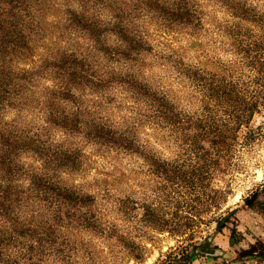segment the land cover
Returning <instances> with one entry per match:
<instances>
[{"label": "rangeland", "instance_id": "374dc122", "mask_svg": "<svg viewBox=\"0 0 264 264\" xmlns=\"http://www.w3.org/2000/svg\"><path fill=\"white\" fill-rule=\"evenodd\" d=\"M10 1L23 10L19 21L28 28L29 48L8 59L16 71L46 59L51 64L60 52L74 51L92 72L121 71L126 81L134 76L170 94L179 110L199 116L204 113L205 98L183 75L186 65H194L208 78L232 79V85L256 106L248 123L232 124V138L226 140L232 145L231 168L214 173L211 179L212 187L226 191L225 200L210 209L204 198L178 208L172 198L183 202L185 187L180 183L174 193L167 176L157 170L160 166L180 174L190 170L193 163L180 133L157 128L141 116L146 106L134 89L113 78L117 75L104 83L101 92L75 89L88 106H95L98 116L133 136L135 145L131 150L117 149L96 139L86 126L75 132L41 126L72 150L76 167L62 171L61 181L96 197L93 209L101 224V232L74 225L61 228L59 250L43 264H147L149 260L152 264H264V121L256 123L264 110V0H190L201 18V23L193 24L166 19L148 10L143 0H138L139 8L125 6L121 0H93L102 44L69 20L66 0ZM113 17L138 36L128 61L116 62L100 52L105 42L115 45L112 41H119L108 29ZM93 56L105 65L103 71ZM55 83L53 77H40L37 85L27 88L26 104L5 109L2 117L43 124L40 88ZM125 122L129 126H120ZM187 128V132L194 131ZM23 160L30 161L25 155ZM225 216L227 220L218 228ZM150 220L165 231L153 229ZM213 233L212 246L225 254L200 256L196 247ZM254 244L257 251L244 255Z\"/></svg>", "mask_w": 264, "mask_h": 264}, {"label": "trees", "instance_id": "16d2710c", "mask_svg": "<svg viewBox=\"0 0 264 264\" xmlns=\"http://www.w3.org/2000/svg\"><path fill=\"white\" fill-rule=\"evenodd\" d=\"M143 1L148 10L175 23H201L190 0H176V6L166 11L162 10L159 0ZM92 2L89 0V9L84 16L79 5L78 9L67 7L65 12L69 20L75 21L80 29L87 32L85 24L89 19L85 17H91ZM18 9L13 1L0 0V195L4 196L0 206V218L4 220V224L0 225V264H43L59 250L56 245L60 229L67 225L101 232L99 216L93 209L96 197L61 181L62 171L76 167L75 155L65 143L45 133L41 126H59L70 132L81 131L86 126L96 139L101 138L117 149L131 150L135 138L114 128L116 124L109 119L98 116L95 106L92 110L83 95L75 92V89L86 91L89 88L101 92L104 83L112 82L111 78L116 75L118 77L113 78L122 80L121 86L134 89L140 102L146 106V114L141 116L157 128H170L180 133L179 139L187 147V154L193 163L190 170L183 174L163 166L157 170V173L167 176L174 193L180 183L187 191L183 202L172 198L174 206L179 208L182 203L189 205L199 198L205 199L209 209L221 205L226 191L222 187H212V176L231 168L232 145L226 140L232 138V124L248 123L245 117L252 118L256 108L255 102L249 101L232 85V79L220 76L208 78L198 66H185V79L205 98L204 113L198 116L179 110L170 94L150 87L134 76L126 81L125 73L121 71L92 72V68H86L84 58L74 51L60 52L51 64L46 59L30 69L16 71L8 59L29 48L28 28L19 21L23 20L21 15L24 12ZM108 25V29L118 27L120 31L126 30L135 42L138 41V36L129 30L123 20L113 17ZM113 33L120 41L118 31ZM133 51L135 49L131 48L125 55V49L108 42L100 49L104 57L116 62L128 61ZM44 75L53 77L57 83L40 88L39 107L43 124L2 117L5 109L25 105L27 88L37 85ZM127 124L125 122L120 126H129ZM189 126L194 131L187 132ZM197 130L202 132V137L194 135ZM24 155L30 159L29 162L23 160ZM29 212L31 215L27 214ZM38 222L45 224L47 230L39 228ZM149 222L159 232L166 229L153 220ZM171 229L174 228L168 231H173ZM256 249L254 244L243 254L253 255ZM261 254L264 259V245Z\"/></svg>", "mask_w": 264, "mask_h": 264}, {"label": "snow or ice", "instance_id": "6c2138e0", "mask_svg": "<svg viewBox=\"0 0 264 264\" xmlns=\"http://www.w3.org/2000/svg\"><path fill=\"white\" fill-rule=\"evenodd\" d=\"M121 3L124 4L125 6H128V7H136V8L140 7L138 0H121ZM159 3L162 7V10H164V11H166L169 8L176 6V0H159ZM78 5L81 6V15L84 16V14L89 9V0H66L65 6L68 7L69 9H75ZM96 7L98 8L99 4H97ZM115 10L119 11L118 9H115ZM92 11H93V14L91 17H85L86 19H89V22L85 24V27L89 30L90 33H92L93 35L96 36L97 43L102 44L103 41L100 40L99 30L97 28V25L99 24V21L96 19L98 12H96L95 8ZM110 30L118 31L119 35L121 36V40L120 41H112V42L115 43L119 48L125 49V55L128 54V51L131 48L136 46L133 37L131 35H128L126 30L120 31L118 29V27L110 29ZM93 59L96 61L98 69L103 71L105 69V65L99 60V58L93 56ZM130 83H132V82L130 81ZM250 119H251L250 116L245 117L246 121L250 120ZM261 121H264V110H260V116H259L258 120L256 121V123H260ZM194 135L197 137H202V132L197 130V131H195ZM3 199H4V196L0 195V206H2ZM27 214L31 215V212H29ZM3 224H4V220L2 218H0V225H3ZM38 227L43 229V230H47V226L45 224H39V222H38ZM121 239H123V237H121ZM149 247H151V246L149 245ZM153 259H155V257H153ZM147 264H152V261L149 260L147 262Z\"/></svg>", "mask_w": 264, "mask_h": 264}, {"label": "water", "instance_id": "95a60500", "mask_svg": "<svg viewBox=\"0 0 264 264\" xmlns=\"http://www.w3.org/2000/svg\"><path fill=\"white\" fill-rule=\"evenodd\" d=\"M228 216H225L224 218H222L218 224V228H221L222 224L227 220ZM215 233H213L212 235H210L208 238H206L200 245H198L196 247V252H201L207 256L210 257H220L223 256L225 254V251L219 247H215V246H209L208 251L204 250L202 247L205 243H211V241L213 240V238L215 237Z\"/></svg>", "mask_w": 264, "mask_h": 264}, {"label": "flooded vegetation", "instance_id": "af4514ba", "mask_svg": "<svg viewBox=\"0 0 264 264\" xmlns=\"http://www.w3.org/2000/svg\"><path fill=\"white\" fill-rule=\"evenodd\" d=\"M212 244L211 243H205L204 245H203V249L204 250H207L208 251V248H209V246H211ZM198 254L200 255V256H204V257H207V255H205V254H203V253H201V252H198ZM209 257V256H208Z\"/></svg>", "mask_w": 264, "mask_h": 264}]
</instances>
